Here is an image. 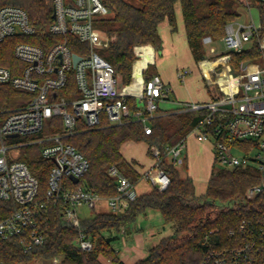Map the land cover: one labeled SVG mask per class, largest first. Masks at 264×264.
<instances>
[{"label":"built area","instance_id":"1","mask_svg":"<svg viewBox=\"0 0 264 264\" xmlns=\"http://www.w3.org/2000/svg\"><path fill=\"white\" fill-rule=\"evenodd\" d=\"M264 3V0H260ZM55 18L49 27L51 34L62 36L64 41L49 50L19 42L14 56L23 63L15 70L0 66V84L31 92L30 102L22 107H0V200L11 203L14 210L0 220V241L18 240L24 253H32L45 243L39 231L35 199L39 180L28 165L18 160L19 150L27 144H44L42 156L54 164L49 174L46 202H62L63 220L78 231L76 245L83 251L95 248L94 240L83 226L80 208L96 210L100 202H107L112 214H119L137 200L139 194L133 184L117 167L110 166L108 174L117 180L118 194L102 197L84 184L82 178L88 172V159L74 145L65 141L78 132L80 125L97 129L103 125H123L138 121L148 124L158 109L160 100L172 89L164 84L158 74L125 85L114 66L101 56L100 51L109 44L108 34L98 26V21L110 14L102 0H54ZM262 22L234 20L225 28L224 42L228 54L239 53L253 46L257 40L263 52L259 64L242 63L239 70V85L233 92L226 86L228 95L208 103H183L184 111H205L201 122L193 131L201 142H211L217 163L228 168L254 165L261 173L259 182L245 193L246 212L236 228L229 229L225 237L219 230L210 232L205 241V253L199 264H264V33L260 34ZM36 27L27 11L19 6L6 5L0 8V43L16 36H34ZM74 36L89 46L87 54L73 52L67 37ZM148 46L138 48L137 59H146L141 72L148 70L153 61ZM214 48L211 51L214 52ZM74 55L79 60L74 63ZM230 60L219 59L221 67ZM205 72L219 68L218 64L204 60ZM220 67V68H221ZM73 71L79 97L67 98L61 91L67 87ZM190 71L180 72L182 80ZM215 84L216 81L214 82ZM135 99V108L128 98ZM59 117L63 123L60 132H53L51 120ZM47 127V129H46ZM48 131L46 136L43 132ZM36 137L33 140H19ZM187 147L184 137L177 144L151 147L152 164L145 173L159 190L171 183L168 172L161 166L163 159L173 165L183 162L182 152ZM237 151V154L235 153ZM74 176L79 182H74ZM68 177L77 186L70 188L65 183ZM46 202L41 203L44 207ZM54 264H60L55 259Z\"/></svg>","mask_w":264,"mask_h":264},{"label":"trees","instance_id":"2","mask_svg":"<svg viewBox=\"0 0 264 264\" xmlns=\"http://www.w3.org/2000/svg\"><path fill=\"white\" fill-rule=\"evenodd\" d=\"M54 0H0V8L6 5L19 6L27 11L37 33L34 36H16L0 43V66L15 70L23 66L14 56L17 43L23 41L37 45L45 51L64 41L62 36L51 34L49 27L54 18ZM110 14L98 21V26L109 37L108 46L100 51L125 85L133 79L136 51L144 46H152L156 51L163 48L160 26L168 22L173 31L177 29L176 7L182 9L186 38L196 62L206 57L203 41L210 37L217 41L225 35L226 25L239 16V8L249 1L261 12L264 33V3L260 0H102ZM67 42L73 52L80 55L89 52V46L74 36ZM231 63L239 69L249 62L259 64L263 52L256 40L253 46L239 53L231 54ZM67 98L79 97L73 71L70 72L67 87L61 91ZM33 93L0 84V107L5 109L27 105ZM129 104L135 108V99L129 97ZM205 111L161 112L148 122L151 133L147 134L143 123L134 121L123 125L105 124L97 129H87L80 125L78 132L65 139L80 151L89 161L90 168L81 184L102 197L118 194L117 180L108 174V168L115 166L133 184L141 174L136 162L126 159L122 146L127 142H145L148 153L153 145L163 151L183 139L198 126ZM53 132L63 129L61 118L51 120ZM23 140V138H19ZM44 144H27L20 148L18 160L25 162L39 180V190L35 202L38 204L37 222L39 231L45 237L43 246L32 253H24L18 240L0 241V264H21L36 258L60 259V264H105L102 258L114 264H124L111 241L102 231L109 228L120 230L134 222L138 215L148 209L162 213L164 221L176 227L173 235L164 238L149 255L136 264H199L205 253V241L213 230H219L225 237L229 229L236 228L246 212L244 200L247 189L259 182L260 172L254 165L236 168H217L214 160L211 176L204 194L198 195L191 178H182L172 163L165 158L161 166L168 172L171 183L165 190L154 188L150 193L139 195L137 200L119 214L97 212L92 218L83 220V226L95 242L92 251H83L76 245L78 231L63 220L62 202H46L49 174L53 167L51 160L42 156ZM65 183L75 188L68 177ZM46 202L44 207L41 203ZM14 207L0 200V220L8 216Z\"/></svg>","mask_w":264,"mask_h":264},{"label":"crops","instance_id":"3","mask_svg":"<svg viewBox=\"0 0 264 264\" xmlns=\"http://www.w3.org/2000/svg\"><path fill=\"white\" fill-rule=\"evenodd\" d=\"M241 8H245L247 10L249 20L252 18L256 21H261V12L257 6L253 5L249 1H246V5L244 7H241ZM241 8H239V10ZM253 12H255V16H254ZM241 15L242 14L239 12V16L237 18H235L234 20H239ZM176 18H177V28L180 27V31H178L179 33H176L177 30L173 31L172 27L170 26V24L168 22H164L161 24L162 27L164 28L163 34L161 33V31L159 29L160 34H161L162 39H163V48H162L163 50L156 51L152 46L148 45L147 53H148L149 57L152 58L153 61L149 64L147 72L142 73L141 72L142 65L145 62H147V60L143 59V58L137 59L134 63L133 79L131 82V83H136L138 86H140L142 79H147L154 74H158L161 76L164 84H166L169 87L174 86V88H171L172 89L171 93L168 96L163 97L159 102V109L158 110L163 112V113L184 111L180 107V105L183 103H208V102H211V101H214V100H217V99H220L222 97L227 96L228 92H229V90L227 91L226 87L222 90H220V88H218L219 90L217 91L216 94H213V93L211 94V92H210V94H208V96H209L208 99L196 98L191 91L192 89L190 90V88L188 87L189 89L187 90V84L188 85L191 84V88L194 85H197V81L200 78L198 75L190 78L188 81H187L188 78L184 79L183 81L186 80L184 82V86H182L183 84L180 85L181 87H183V89H180L179 86H178V88H176V86L179 84L173 83V79L170 76V74L167 72L166 68L163 69V67H161V62L163 61L165 53H167V48L172 47V48L179 49V47H182V45H184L183 43L188 45L187 38H186V32H185V26H184L183 13H182L181 6L179 4L176 7ZM234 20H232V21H234ZM232 21H230V22H232ZM179 25H181V26H179ZM165 42L167 43L166 46H164ZM214 42L215 41L212 40L210 37H207L204 39L203 44H204V48L206 51V57H205L206 60L208 59V61L214 62V64H216L217 62H219L218 58L222 54H224L226 51L217 53V49L213 46ZM188 47H189V45H188ZM208 47L210 48L211 54H209V52H208ZM211 48L215 49L214 52L211 51ZM188 50L190 52V55L193 57L190 47L188 48ZM209 59H212V60H209ZM204 60L205 59L197 62L201 65L202 75H206L208 73V72H205L203 70V67H202V64H203L202 62ZM157 62H160V68L156 67ZM217 64L219 67L222 66V65H219L220 63H217ZM228 66H232L234 70H237V71L240 70V68L236 69L232 65L231 60L228 64ZM153 67H154V69H153ZM172 84H174V85H172ZM203 89H205V86H202V85L198 86L199 93H201V91H203ZM161 104L164 105L163 108H161ZM193 129L185 136L187 138V142H188L189 136L193 135L195 139H193L192 141H194V143H196L198 141L197 143H198L199 150H202L203 152H205L206 155L210 152L212 154V161H214L215 155H214L212 143L199 141L197 139L196 133L193 131ZM140 143L145 144V150H146L145 157H142L139 159V158H136L134 156L129 157V156L125 155L124 148H126V147L132 148L136 144H138L136 142L125 143L122 146V153L126 157V159L136 162V167L139 170L141 177L137 181V183H135V189L137 190L139 195H143V194L150 193L155 187H154L153 183L148 178L145 177V173H146L147 169L152 164V160H153L152 155H150L148 153V151H149L148 145L145 142H140ZM199 144H201L200 147H199ZM188 148H189V144H187V147L185 148L186 152H185L184 156L183 157L181 156L183 159V162L181 164L175 165V167L177 168V170H178V172L182 178H191L192 179V177H190L189 175H188V177L182 176L180 173V169H179V166H181L183 164L184 165L186 164V167H188V163H189V152L187 151ZM183 153H184V151L182 152V154ZM168 161L170 163H172L170 160H168ZM212 169H213V165L211 168V172H212ZM211 172H210V176H211ZM210 176H209V178H210ZM209 178L207 180V183L209 181ZM206 187H207V185H206ZM196 191H197V189H196ZM102 213L112 214L110 211L109 212H102ZM139 217L143 218V224H140V226L139 225L135 226V224L138 223L137 219ZM160 219H162V220H160ZM145 222L149 228L147 230L148 235L146 237L145 236L144 237L133 236L134 235L133 232L127 233V228L130 224L131 225L133 224L135 226V227L133 226L134 228L132 231H134L135 233L136 232L141 233L144 230L143 225ZM130 224L122 227L120 230H117L116 228H109V229H105L102 231V234L105 237L112 239L111 243H112L114 248H115L114 243L121 241V238H120L121 234L125 235L124 237H127V239L130 240L131 245H126V244H128L127 241L122 240L124 243L123 245H126L125 252H122L120 249L118 250V248H115L116 250L119 251L120 259L124 264H136L138 261L145 259L149 255L150 251L153 248H155L164 238L173 235L176 231V227H175V230H173L174 233H172L173 232L172 229L169 232V229H167L166 222L164 221V218L162 216V213L156 209L146 210L145 212L138 215L136 220ZM143 233H144V231H143Z\"/></svg>","mask_w":264,"mask_h":264},{"label":"rangeland","instance_id":"4","mask_svg":"<svg viewBox=\"0 0 264 264\" xmlns=\"http://www.w3.org/2000/svg\"><path fill=\"white\" fill-rule=\"evenodd\" d=\"M239 12L242 14L241 17L239 18V20L241 22H247L249 21L248 18V14H247V10L245 8H241L239 10ZM254 16H255V12ZM181 24V23H180ZM181 26V25H179ZM176 33H179L178 31H180V27H178ZM160 31L163 34L164 33V28L162 27V25L160 26ZM179 35V34H178ZM166 42L164 44V46H166ZM184 45H182V47H179V49L176 48H167V53H165L163 61L161 62V67H163V69L166 68L167 72L170 74V76L173 79V83L175 84H179L176 86V88L183 89V87H181L180 85L183 84L182 86H184V82L180 76L179 73L180 72H184V71H190L189 74L186 76L185 79H187V81L194 77V76H199V80L197 81V85H194L191 88V84H187V90L190 88V90L192 91V93L194 94V96L196 98H205L208 99L209 96L208 94H216L217 91L219 90L218 88H220V90L224 89L226 86H228L229 88L233 89V92H235V90L238 88L239 85V71L234 70L232 66H224V67H219L217 69L215 68H210L209 72L206 75H202L201 72V65L199 63H197L194 58L190 55V52L188 50V45H186L185 43H183ZM180 46V45H179ZM213 46L217 49V53L223 52L226 50L225 44L223 41L221 40H217L213 43ZM163 50V49H161ZM208 52L209 54H211L210 52V48L208 47ZM231 55L228 54L227 52H225L224 54H222L218 59L222 60V58H227L228 60H231ZM206 60V58H204ZM212 60V59H209ZM208 61V59H207ZM157 68H160V62H157L156 64ZM154 69V67H153ZM216 81L217 84H215L214 82ZM186 84V83H185ZM204 84V85H203ZM174 85V84H172ZM205 86V89H203V91H201V93H199L198 91V86ZM189 87V88H188ZM171 88H174V86H171ZM186 88V87H185ZM204 88V87H203ZM183 91V90H182ZM189 99V98H188ZM163 104H161V108H163ZM47 129V127H46ZM48 134V131L46 130L45 132H43V135L46 136ZM36 139V137H24L23 140L29 141V140H33ZM194 138L193 135L189 136L188 142L187 144H189V148H188V152H189V163H188V167H186V164L179 166L180 169V173L182 176L188 177V175L190 177H192L194 184L196 186L197 189V194L201 195L204 194L206 191V185H207V180L210 176V172H211V168L212 165H214V161H212V154L209 152L207 155L205 154V152H203L202 150H199L198 148V141L196 143H194V141H192ZM203 144V143H202ZM201 146V144H199V147ZM186 150V149H185ZM182 154V157L185 154V151ZM124 152L125 155L131 157L134 156L136 158H142L145 157L146 155V150H145V144L144 143H138L136 144L134 147H126L124 148ZM235 153L237 154V151L235 150ZM217 168H227V169H231L228 168L226 166H223L219 163L216 164ZM110 208L107 205V202H100L98 205V208L96 210H91L87 207H82L80 208V216L83 220L86 219H90L92 218L97 212H109ZM162 218V217H161ZM162 220V219H160ZM137 222L135 224V226L140 224H143V218L139 217L137 219ZM167 225V229H169V232L173 230H175V226L171 223H166ZM134 225L130 224L127 228V233H131L133 232V236H139V237H146L148 235L147 230L149 229L148 226L146 225V222L143 225L144 228V233L143 231L141 233L138 232H134L132 231ZM174 233V231L172 232ZM125 235H120L121 241L114 243L115 248H118V250L120 249L122 252H125V248L126 245H131L130 240L127 239V237H124ZM122 240H126L128 244L123 245V241ZM126 243V242H125ZM57 262L60 261V259H56ZM103 262L105 264H114L111 263L109 261H107L106 259L102 258ZM55 259L53 260H48V259H44V258H36L33 259L29 262H25V263H21V264H54Z\"/></svg>","mask_w":264,"mask_h":264},{"label":"water","instance_id":"5","mask_svg":"<svg viewBox=\"0 0 264 264\" xmlns=\"http://www.w3.org/2000/svg\"><path fill=\"white\" fill-rule=\"evenodd\" d=\"M53 18H55V14L53 15ZM79 60V56L77 55H74V63L76 64V62ZM248 63L246 62L245 65H247ZM74 182H79V179L74 177V176H71L70 177Z\"/></svg>","mask_w":264,"mask_h":264}]
</instances>
